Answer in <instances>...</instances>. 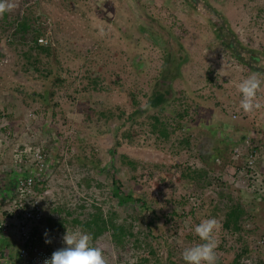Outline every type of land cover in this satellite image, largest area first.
Listing matches in <instances>:
<instances>
[{"label":"rangeland","instance_id":"rangeland-1","mask_svg":"<svg viewBox=\"0 0 264 264\" xmlns=\"http://www.w3.org/2000/svg\"><path fill=\"white\" fill-rule=\"evenodd\" d=\"M16 2L12 11L30 19L34 16V28L44 32L50 45L45 53L32 51L31 41L29 47L18 43L10 47L9 35L0 32V59L6 61L0 67L5 110L0 126L6 127L2 133L10 128L11 134H24L27 140L34 133L31 146L40 147L56 161L50 182L57 187L52 190L54 198L58 194L63 199V210L54 206L55 212L48 211L47 231L60 237L50 239L49 247H65L66 231L82 230L71 219L84 221L86 215L78 218L75 210L68 215L80 201L97 205L104 215L116 212L118 224L123 223L134 207H121L109 195L115 178L123 192L145 194L155 213L168 218L171 212L177 213L175 222L162 230L163 239L154 245L162 257L160 264L183 260V250L199 244L195 226L210 218L220 225L215 232L217 262L234 264L241 255L236 264H264V181L236 179L223 170L234 171L237 166L231 153L242 136L264 143V0ZM253 73L262 80L257 94L262 107L249 114L239 108L242 95L237 85ZM153 90L168 92L160 115L174 128L182 125L168 141L151 135L144 125L149 113L144 110L146 98ZM131 97L141 105L143 116H133ZM101 111L112 112L115 120L109 124L98 120ZM30 113L36 116L33 123ZM123 132H133V140H123ZM185 132L192 135L191 146L179 150L175 140ZM79 139L83 151L77 148ZM20 142L9 136L12 145L4 151L8 154H3V160L10 159ZM91 150L94 157L89 156ZM123 155L136 162L135 169L120 165ZM83 156L87 163L81 161ZM175 158L183 165L205 167L224 181L227 194L241 200L250 213L241 231L223 230L222 218L211 212L214 186L198 197L188 195L179 170L169 166ZM97 162L106 172L98 174L93 185L102 187L87 189L83 179ZM257 169L264 177V158ZM248 179L255 193L245 186ZM169 199L174 203H167ZM133 225L137 233L139 226ZM242 249L247 252L241 254ZM104 255L109 264H136L137 256L147 257L141 250L121 260L114 251Z\"/></svg>","mask_w":264,"mask_h":264},{"label":"trees","instance_id":"trees-1","mask_svg":"<svg viewBox=\"0 0 264 264\" xmlns=\"http://www.w3.org/2000/svg\"><path fill=\"white\" fill-rule=\"evenodd\" d=\"M0 32L2 35H9L7 36L8 38L6 40V44L10 47L16 46L18 44H24V46L27 45L29 47L27 42L31 41V45H33V48L31 49L32 51H34L35 49V51L40 53L47 52L46 48L36 45V39H38L39 37H44V32L36 29V27L34 28V16L30 19L28 15L22 17L21 15H19L18 13H14L13 11L6 12L2 16L0 21ZM1 37L2 36H0V38ZM233 55L238 57L235 53H233ZM23 56L28 59V55ZM252 58L253 60H257V58L254 56H252ZM238 61L243 63L240 57L238 58ZM167 93V91L161 92L158 90H153L149 97L146 98V109H144L145 111L147 110L146 113L149 112L145 116L144 125H146V127L149 129L151 135L162 138L165 141H168L173 133L175 134V132L177 131L180 132L182 126L179 125V127L174 128L172 125H170V123L164 116L160 115L162 114V112H165L162 106L167 103ZM38 98L42 102L46 101L44 96H38ZM131 102L132 108L136 109L133 112V116L142 114L143 109H141V105H139V102H136L133 97H131ZM1 104H3L2 100ZM121 114L123 113L121 112ZM179 116L176 114V117L180 119ZM102 118L105 124H109L110 122H113L115 120L112 112L104 113L101 111L98 120H102ZM185 134L186 132L175 140L176 146L179 150H187L191 146L190 138H192V135ZM133 135V132H123L121 138H123V140H128L129 142H131L134 138ZM20 137L21 135L16 136V138ZM244 137L245 136H242L239 139L237 145L241 147L242 153L246 154L250 152L251 148L246 147V149L244 150V146L241 145L242 139ZM249 138L251 147L256 149L263 148L264 150V143H262V141H258V144L262 145L259 146L253 136H250ZM82 144V140H77V148L80 151L84 150V145ZM36 148L41 149L40 147ZM90 153L91 155L89 154V156L94 157L92 150ZM231 155H233V153H231ZM244 157H242V159ZM77 158L79 159L78 161H80L79 155L77 156ZM81 158V161L85 162L87 160V157L85 156ZM242 161L243 160L239 161L236 164L238 166L237 170L241 167L239 165L242 164ZM120 165L128 166L130 170H133L135 169L137 164L128 156L123 155L121 157ZM23 166L24 169H26L25 174H28L29 170L27 169V167L29 166ZM169 166L171 168L179 170L180 179L183 182L182 187L189 196L192 195L193 197H198L210 187H215V198H211L213 203L211 212L214 216L222 218L221 226L223 230L238 232L242 230L245 222H249L250 213L245 210V207L242 205L241 200H239L238 198L233 199L231 196H229L225 191L227 186L224 181H221V179H217L216 177L212 176L211 170L202 166L192 167L190 165H183V163L176 158L172 161L171 164H169ZM223 170L226 174L230 173V170L227 167ZM101 172L106 171L103 170L97 162L95 165H93L92 172H90L89 174L87 173V176L83 179V181L85 182V188L91 189L95 186L96 188L102 187L100 183H96L95 185H93L94 181L96 180V176L98 174L101 175ZM35 176L38 180H41L43 174L40 173ZM161 179L164 180L165 177L162 176ZM261 181H264V178H262ZM251 183L252 181L248 179V182L245 184V186L249 189L251 188L255 193L257 189ZM120 184L121 183H119L114 178L109 195L113 197L121 207L126 204H133L134 207L133 211L126 213L125 218L122 220L123 223L118 224V215L116 214V212L110 210L108 214L104 215L100 207L91 203L87 204V202L80 201V199V203L78 202L79 204L73 207L74 209H72L68 215L71 216L74 212L73 210H75V214L78 218L80 216L86 215V219L84 221H80L77 218H73L71 219V222L73 225L80 226L82 231L90 233L93 237V245L96 247H100L104 253L106 252L111 255L112 251H114L118 260H121L132 251H134L135 254H138L139 250H141L143 253H147V257L137 256L138 263L136 264H151V262L152 264H160L159 262L161 261L162 257L160 255L157 256L158 254L156 252V249L154 248V245H158V243L163 239L162 230L164 233L165 230L168 229L173 222H175V217L178 215L176 212H171V215L168 218L167 216L155 213L154 208H151V206L149 205L147 200L148 198L145 194L135 196L132 191L123 192L120 188ZM77 186L80 189L82 187V182H78ZM12 190L13 188L10 189V191ZM0 194L2 195L1 189ZM166 202L174 203V201L170 199ZM133 223H137V225L139 226L137 233H134ZM175 226L176 225H174L173 228ZM177 228L178 227L176 226V229ZM187 238L188 240H190V236H187ZM196 240H198L199 243H202L199 237ZM246 252V249H242L241 254H245ZM240 256L241 255H237L236 259L233 261L234 264L237 263V260L240 258ZM183 263H185L184 260H178L170 262L169 264ZM216 264H221V262L218 261L216 262Z\"/></svg>","mask_w":264,"mask_h":264},{"label":"clouds","instance_id":"clouds-1","mask_svg":"<svg viewBox=\"0 0 264 264\" xmlns=\"http://www.w3.org/2000/svg\"><path fill=\"white\" fill-rule=\"evenodd\" d=\"M17 6L18 4L16 0H0V17H2L6 12H11ZM39 38H44V37H39ZM38 39H36V45H38L37 44ZM47 42H48L47 46H41V45L38 46L47 48L50 45L48 40ZM4 64H6V62ZM261 84H262V80L260 78V74L257 73L251 74L250 76L244 78L241 82L238 83L237 88L239 93H241L242 95L239 108L244 113L250 114L253 113L254 110H258L262 107L257 96L261 88ZM0 118L2 121L5 119V110L3 109V104H1V98H0ZM232 118L235 119V116H233ZM5 129L6 127L0 126V137H2V141H0V169L2 168L6 173L10 174L11 172H14L13 170L14 168H17L16 166L13 165V156L18 155L19 153L22 156H25V154L23 148L19 147L17 148V150H15V153H13V155L10 157L9 162L5 163V161L3 160L4 158L3 154L5 152L3 148H1V145L5 143L9 146L12 145L9 143V136L10 135L15 136L14 134L10 133L8 137L6 136L3 137L2 130ZM8 129L10 128H7V130ZM34 148L35 147H33V149ZM33 149L30 151V153H33ZM46 163L48 166V171L52 170L53 171L52 177H54V169L56 168L55 167L56 161L52 159V157H49L47 155ZM17 169H24V166H21ZM27 169L29 170V172H31V168L27 167ZM18 177L19 175H16L15 179L11 180V182L13 183V190ZM44 177L45 174H43L42 179L38 181L41 182V185L43 187L41 190L47 192L43 200V206L45 200H51L49 204L50 205L49 211H50V209L51 210L54 209V206H58L57 205L58 202L52 200L54 198L52 194V190L57 189V187L50 182L51 179L44 180L43 179ZM1 188L2 187L0 185V189ZM13 190L11 191V195L13 193ZM58 196L60 195L57 194V197ZM6 198L9 197H5L4 199ZM4 199L0 198V200H4ZM45 212L47 218L48 211L46 210ZM46 218L43 221V227L41 230L42 234L40 232L37 239H35L36 245L38 247L52 252L51 258L46 259L43 262V264H109V260L104 255L103 250L100 247H96L93 245L92 235L80 229H76L74 231H66V233L62 237L65 247L60 248L58 250H52L49 247L50 246L49 243H51L50 239L57 237L60 240V237H59V233L57 234L52 230L47 231L48 227L45 224ZM219 227L220 225L215 218L205 219L195 226L194 232L199 237L200 241H202V243L185 248L183 250L182 259L186 262V264H216L217 262L216 249L218 247V241L215 238V232L219 229ZM11 250L15 251V254L14 255L6 254L7 258H9L8 264L10 263L23 264V261L18 257L19 247L16 246L15 244V247H13ZM0 251L4 253L3 250ZM130 264H135V261H130Z\"/></svg>","mask_w":264,"mask_h":264},{"label":"built area","instance_id":"built-area-1","mask_svg":"<svg viewBox=\"0 0 264 264\" xmlns=\"http://www.w3.org/2000/svg\"><path fill=\"white\" fill-rule=\"evenodd\" d=\"M37 44L47 46L48 42L44 38H39ZM5 62V60L0 59V67ZM28 118L30 123L36 121V116L34 114L30 113ZM9 134L10 129L3 133V137H8ZM33 134L34 133H32V137L28 138V140L24 134L21 135L20 138H17L21 140L19 147L23 148L25 156H22L20 153L13 156L14 166L19 168L23 165H28L29 168H31V172L18 177L11 197L0 200V210L2 211V216L0 217V232L6 237H11L16 246L19 247L18 257L23 261V264H43V262L46 259H50L52 255V252L38 247L35 242V239H37L42 230L43 221L46 218L43 200L47 194L46 191L41 190L43 187L35 175L40 173L45 174L43 179L47 180L51 179L53 171H48L46 163L47 153H44V151L39 148H32L31 142L36 136ZM14 137H16V135ZM241 145L244 146V150L246 147H250L251 150L246 154L244 153V155L239 145L234 147L231 160L235 163L241 160L243 161L242 164L239 165L241 167L238 170V166H236V169L230 171L228 175L231 177L235 175L236 179L237 177L242 179L247 177L252 180L255 178L257 181H259V179L261 180L264 177L258 174L259 171H257V166L259 160L264 158L263 148L256 149L251 147L249 137H245ZM32 149L33 153H30ZM242 157L244 158L242 159ZM261 243H264V239ZM8 260L9 258H7V255L0 251V264H8Z\"/></svg>","mask_w":264,"mask_h":264},{"label":"crops","instance_id":"crops-1","mask_svg":"<svg viewBox=\"0 0 264 264\" xmlns=\"http://www.w3.org/2000/svg\"><path fill=\"white\" fill-rule=\"evenodd\" d=\"M7 146H9V145H7L5 143V144L1 145V148H3V150L5 151ZM5 154H8V153H5ZM4 155H3V157H4ZM12 155L13 154H10V156H12ZM9 160H10L9 158H6L4 161H5V163H7V162H9ZM13 170H14V172H11L10 174H8L2 168L0 169V185L2 187L1 188L2 195L0 197L1 199H4L5 197H10V195H11L10 189L13 188V183L11 182V180H14L16 175H19V176L25 175L26 169L14 168ZM52 200H55L58 202V206L56 207L58 210L59 209L63 210L62 209V202H61L63 199L60 200V196H59V198L58 197L53 198ZM50 201L51 200H45V202H44V207L47 211H49V208H50V205H49ZM55 211H56V209H53V212H55ZM1 214H2V211L0 210V217L2 216ZM45 224H47V223H45ZM13 247H15V242L11 239V237H6V236L2 235V233L0 232V250H3L5 254L14 255L15 251L11 250Z\"/></svg>","mask_w":264,"mask_h":264}]
</instances>
